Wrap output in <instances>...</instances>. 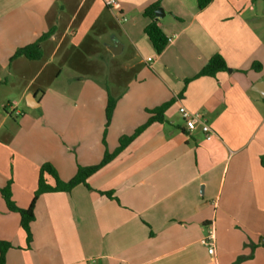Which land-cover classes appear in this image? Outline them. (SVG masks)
Masks as SVG:
<instances>
[{
  "label": "crops",
  "instance_id": "1",
  "mask_svg": "<svg viewBox=\"0 0 264 264\" xmlns=\"http://www.w3.org/2000/svg\"><path fill=\"white\" fill-rule=\"evenodd\" d=\"M157 1L165 12L158 24L170 39L161 54L143 15ZM52 27L40 60L12 59ZM216 54L229 70L193 79ZM54 63L58 71H48L45 82L58 83L62 67L77 70L67 89L43 95L76 104L48 108L29 91L26 107L36 113L17 130L6 117L0 122V189L10 176L6 148L27 150L13 173L21 208L31 204L43 164L67 182L78 166L99 164L106 148L114 151L121 136L145 124L148 109L173 104L164 123L89 180L91 190L42 195L30 247L20 215L0 193V241L13 245L6 264H264L263 0H212L203 10L197 0H0V84L34 65L38 80ZM109 95L118 102L106 147ZM13 101L11 109L21 104ZM180 107L202 112L214 137L207 140L200 127L189 132ZM211 228L214 255L201 243Z\"/></svg>",
  "mask_w": 264,
  "mask_h": 264
},
{
  "label": "trees",
  "instance_id": "2",
  "mask_svg": "<svg viewBox=\"0 0 264 264\" xmlns=\"http://www.w3.org/2000/svg\"><path fill=\"white\" fill-rule=\"evenodd\" d=\"M197 1L200 10L205 9L212 2V0ZM253 1L255 2L258 0ZM159 8H161V2L157 1L156 3H153L149 7H147L143 15L151 19V22L145 28V34L152 42L157 53L161 54L168 46L170 39L167 37V35L164 33V31L158 24L156 12ZM55 30V27H52L48 32L44 33L41 37H39L34 43L19 49L12 59L24 57L32 61L40 60L43 56L42 43L51 38ZM253 69L256 71H260L262 69V66L260 65V63H254ZM228 70V64L226 63L223 56H221L220 54H216L210 59L208 64L201 70V72H199L193 79L201 77H216L218 73L225 72ZM193 79L187 80L186 84H188ZM117 102L118 99L114 98L112 95L108 96V102L106 107L105 133L103 140L106 147L107 144L105 136L112 122ZM172 104L173 101H169L153 109H148L147 112L149 113L150 117L145 124L138 127L133 134L121 136L118 142V147L114 151L111 152L108 148H106L104 157L99 164L93 166H78L76 175L67 182H64L60 179L58 172L51 163L43 164L39 172L37 189L34 192L32 202L28 208H21L20 206H18L17 202L13 198V182L8 181L7 185L0 189V193L6 203L8 210L12 213H17L20 215V224L22 229L26 233L28 247H30L33 242L32 223L35 221V206L38 199L42 195L58 192L71 193L76 187L80 185H84L85 187L91 190L92 188L89 185V180L98 172H100L109 164H111L123 152H125L129 148V146L135 140H137V138H139L150 126L155 123H164L165 114L168 109L172 106ZM262 164L264 166V159L262 160ZM98 193L108 197L109 199L119 201L118 198L115 196L114 192L98 191ZM12 248L13 245L11 243L0 241V264H6L7 252Z\"/></svg>",
  "mask_w": 264,
  "mask_h": 264
},
{
  "label": "rangeland",
  "instance_id": "3",
  "mask_svg": "<svg viewBox=\"0 0 264 264\" xmlns=\"http://www.w3.org/2000/svg\"><path fill=\"white\" fill-rule=\"evenodd\" d=\"M56 63L50 65L45 73L40 77L38 80H35V76L37 73V66L31 67L21 78L15 77L12 75L10 77L5 76L6 80L8 79V83L0 84V122L2 119L6 117L7 123L6 126L9 127L11 130H17L18 127L21 125V121L23 119H27L28 115H33L36 112H33L29 108L26 107L27 99L26 94L27 92H34L37 94L39 99L44 100V106L48 108H67L73 107L76 104V99L71 102L69 99L60 97L57 95H43L44 93L50 94L52 90L60 89H67L68 88V79L71 75L75 73L77 69L73 67H62V74L60 76L59 82L51 83L45 82L46 80V73L48 71H58L55 67ZM81 70L85 72H90V74L96 76V78L105 81L107 84L109 83V78L105 77L99 72L98 68L90 67V68H81ZM4 77V76H3ZM49 79V78H48ZM43 81L45 83H43ZM13 98H21V104L14 109H11L10 103L14 102ZM4 107H7L5 110ZM4 131L3 127L0 133ZM8 146V145H6ZM7 153L5 155V169L6 172L10 174L8 177V181H12L14 184V169L19 166L20 163L23 162V156L25 155L26 151L20 149L18 146L12 145L11 148H6ZM3 165H0V171H2Z\"/></svg>",
  "mask_w": 264,
  "mask_h": 264
},
{
  "label": "built area",
  "instance_id": "4",
  "mask_svg": "<svg viewBox=\"0 0 264 264\" xmlns=\"http://www.w3.org/2000/svg\"><path fill=\"white\" fill-rule=\"evenodd\" d=\"M116 4V1H110L108 3L109 6H114ZM179 112L183 116L186 128L189 132H193L198 127H200L203 133L205 134L207 140H211L214 137L215 132L211 125L208 123V121L205 119V116L202 112H192L186 107H180ZM201 243L208 249V252L210 254L214 255L216 237L212 228L208 232L207 236H205L201 240Z\"/></svg>",
  "mask_w": 264,
  "mask_h": 264
},
{
  "label": "water",
  "instance_id": "5",
  "mask_svg": "<svg viewBox=\"0 0 264 264\" xmlns=\"http://www.w3.org/2000/svg\"><path fill=\"white\" fill-rule=\"evenodd\" d=\"M164 15H165L164 9L159 8L156 12V18L158 19V18L164 17Z\"/></svg>",
  "mask_w": 264,
  "mask_h": 264
}]
</instances>
